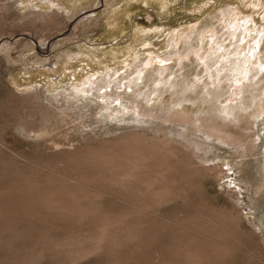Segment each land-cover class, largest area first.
Masks as SVG:
<instances>
[{
    "label": "rangeland",
    "instance_id": "rangeland-1",
    "mask_svg": "<svg viewBox=\"0 0 264 264\" xmlns=\"http://www.w3.org/2000/svg\"><path fill=\"white\" fill-rule=\"evenodd\" d=\"M261 99L264 0H0V264H264Z\"/></svg>",
    "mask_w": 264,
    "mask_h": 264
},
{
    "label": "bare ground",
    "instance_id": "bare-ground-1",
    "mask_svg": "<svg viewBox=\"0 0 264 264\" xmlns=\"http://www.w3.org/2000/svg\"><path fill=\"white\" fill-rule=\"evenodd\" d=\"M128 82V81H127ZM121 87V86H120ZM103 88V87H102ZM110 88V87H109ZM101 89V88H100ZM97 91V90H96ZM104 91V90H103ZM92 92H93V90H92ZM104 93V92H103ZM105 94V93H104ZM110 95V94H109ZM96 97L97 98H100V97H102V98H105V100H107V102H106V105H105V107H100V110H102L99 114H100V118H98V120L99 119H102V120H104L105 121V123L107 124L108 122H113L114 120H116V115L114 114H110L109 112H108V110L109 111H113V109H111L109 106H110V104H111V102H113L114 101V96H108L107 94H105V95H103V96H98V95H96ZM120 100V99H119ZM123 100V99H122ZM260 100V99H259ZM90 102H93V103H97L95 100H93V99H90V101H88V100H86V103H83L80 99H78V98H76V97H73V99L72 100H68L67 101V103H69V105H71V107H69V108H67L66 109V111L67 110H76L77 112H79L82 116L83 115H85L86 113H88V112H90V111H92V106H91V104H90ZM97 105V104H96ZM68 112V111H67ZM71 112V111H70ZM117 112V115H119V118H121V120L119 121V123L120 124H122V123H124V124H127V125H130V124H135L136 123V120L138 119L139 120V122H137L139 125H138V127L139 128H137V129H140V124H143V123H147V122H149V121H147V120H145L144 118H140L139 119V117H140V113H138V116H135V115H133V116H131V117H128V118H126V115L125 114H120V111H116ZM118 112H119V114H118ZM133 112H136V110H133ZM217 112H219V113H217L216 115L218 116V117H220L221 116V114L222 113H224L225 114V119L227 118V119H229V117H231L232 116V110H219V111H217ZM98 114V115H99ZM237 115V114H236ZM250 116H251V118L254 120V121H256V123H260L261 121L263 122L264 120V99H261V101L260 102H257L256 103V106H255V110L250 114ZM231 119H233V118H231ZM234 120H238V116H235L234 115ZM101 121V120H100ZM103 122V121H102ZM155 122H152L151 121V125L152 124H154ZM156 124V123H155ZM136 127H137V125H135ZM154 126V125H153ZM152 126V128H154ZM135 129V128H134ZM133 129V130H134ZM129 130V129H128ZM132 130V132L130 131L129 133H125L124 135H122L123 137V140L126 142H132V141H137V140H140L141 139V137H143L144 135H146L147 133L145 132H141L140 133V130L142 131V129H140L139 130V132H137V131H133ZM164 130H163V128H162V126L160 127V125L159 126H157L155 129H154V134H158V133H160V132H163ZM116 132V131H115ZM127 132V131H126ZM207 132L209 133V135H210V137H218V138H221L222 140H228V139H230V140H232V138H233V136H231V133H229V132H227L226 130H224V129H222L221 127H211V128H209L208 130H207ZM119 133V132H118ZM165 133H166V135H169V134H174V135H177L178 137H180L183 141H185V142H187L188 143V145H186V146H188V147H191V150H193V151H197V152H202L203 151V148H202V146L203 145H201L200 143H198V142H192L191 140L189 141L188 139V137H185L183 134H178L177 132H175L174 130H172V131H170L169 132V130L168 131H165ZM191 134V133H190ZM165 135V134H164ZM118 136V135H117ZM208 136V135H207ZM121 138V139H122ZM186 138H188V139H186ZM122 141V140H121ZM124 141H122V142H124ZM170 141H172V140H170ZM174 141V140H173ZM196 141V140H195ZM117 142V141H116ZM144 142V141H143ZM115 144V143H114ZM113 144V145H114ZM123 144V143H122ZM122 144H120V147H121V145ZM130 144V143H129ZM148 144V143H147ZM228 144V143H227ZM136 145V144H135ZM140 145V144H139ZM171 145V144H170ZM143 146H144V144H143ZM136 147H138V146H136ZM112 148V147H111ZM110 148V149H111ZM146 149H148V148H146ZM262 149L264 150V145L262 146ZM103 150H105V148L103 149ZM125 150V149H124ZM114 151V150H113ZM121 151V150H120ZM132 151V150H131ZM138 151V150H137ZM144 152V151H143ZM118 153V152H117ZM194 153V152H193ZM158 154V153H157ZM195 154V153H194ZM171 155V154H170ZM195 155H197L199 158H200V160H202L204 163H210V162H212V161H214L215 159H213V158H210L209 156H208V154H195ZM120 156H121V154H120ZM127 156V155H126ZM143 156V155H142ZM101 157H103V156H101ZM100 157V158H101ZM129 157H130V155H129ZM132 157V156H131ZM136 158V157H135ZM140 158V157H139ZM103 159H104V157H103ZM106 159V158H105ZM132 159V158H131ZM134 159V158H133ZM263 159H264V155H263ZM94 160H96V159H94ZM108 160V159H107ZM130 160V159H129ZM128 161V160H127ZM133 161V160H132ZM135 161H136V159H135ZM94 162V161H93ZM110 162V161H109ZM113 162V161H112ZM116 163V162H115ZM98 164V163H97ZM90 165V164H89ZM89 165H87V166H89ZM95 165V164H94ZM93 165V166H94ZM101 165V164H100ZM99 165V166H100ZM96 166V165H95ZM208 166V165H207ZM90 168V167H89ZM100 169V168H99ZM124 169V168H123ZM120 170H122V169H120ZM55 202V201H54ZM58 203V202H57Z\"/></svg>",
    "mask_w": 264,
    "mask_h": 264
}]
</instances>
